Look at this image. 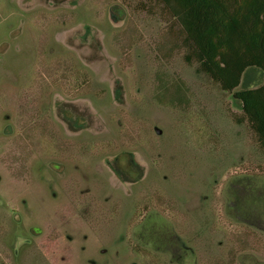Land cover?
<instances>
[{"label":"rangeland","instance_id":"374dc122","mask_svg":"<svg viewBox=\"0 0 264 264\" xmlns=\"http://www.w3.org/2000/svg\"><path fill=\"white\" fill-rule=\"evenodd\" d=\"M182 38L157 0H0V264H264V151Z\"/></svg>","mask_w":264,"mask_h":264},{"label":"trees","instance_id":"16d2710c","mask_svg":"<svg viewBox=\"0 0 264 264\" xmlns=\"http://www.w3.org/2000/svg\"><path fill=\"white\" fill-rule=\"evenodd\" d=\"M157 1L183 35L185 63L239 102L234 121L245 122L264 151V82L236 90L247 69L264 75V0Z\"/></svg>","mask_w":264,"mask_h":264},{"label":"water","instance_id":"95a60500","mask_svg":"<svg viewBox=\"0 0 264 264\" xmlns=\"http://www.w3.org/2000/svg\"><path fill=\"white\" fill-rule=\"evenodd\" d=\"M154 131H155L156 134H160L161 133V131L159 129H157V128H155Z\"/></svg>","mask_w":264,"mask_h":264}]
</instances>
